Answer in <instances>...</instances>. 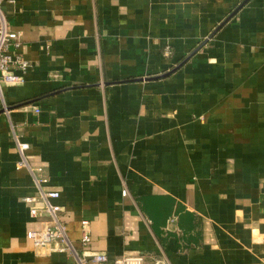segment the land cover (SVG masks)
Segmentation results:
<instances>
[{
  "label": "crops",
  "instance_id": "1",
  "mask_svg": "<svg viewBox=\"0 0 264 264\" xmlns=\"http://www.w3.org/2000/svg\"><path fill=\"white\" fill-rule=\"evenodd\" d=\"M245 1L5 0L30 68L0 93V264L72 261L27 238L50 218L15 136L76 251L87 220L108 264H264V0Z\"/></svg>",
  "mask_w": 264,
  "mask_h": 264
},
{
  "label": "built area",
  "instance_id": "2",
  "mask_svg": "<svg viewBox=\"0 0 264 264\" xmlns=\"http://www.w3.org/2000/svg\"><path fill=\"white\" fill-rule=\"evenodd\" d=\"M5 0H0V93L3 86H19L25 83V74L30 68V62L22 55L12 53L11 48H18V33L11 30L9 21L6 19L2 5ZM15 143L18 148L19 162L18 169H27L33 177L37 187V194L24 199L28 205L30 216L37 220L46 215L50 218L49 224L40 231L27 232V238L38 249H48L50 252L68 254L72 261L68 264H108L109 259L106 253L91 250L92 233L90 222L83 220L81 223V244L82 252H78L72 246L66 225L61 221L62 206L57 203L61 194L55 190H44L47 177L42 167L30 168L26 159V153L30 150L28 143L20 141L15 136ZM127 195V190L123 192ZM143 259L139 255L126 257L117 260L114 264H142Z\"/></svg>",
  "mask_w": 264,
  "mask_h": 264
},
{
  "label": "water",
  "instance_id": "3",
  "mask_svg": "<svg viewBox=\"0 0 264 264\" xmlns=\"http://www.w3.org/2000/svg\"><path fill=\"white\" fill-rule=\"evenodd\" d=\"M249 0H246L241 6H240V8H242L247 2H248ZM239 8V9H240ZM233 15H235V13H233L231 16H230V18H232L233 17ZM230 18H228V20L227 21H225L218 29H220L225 23H227L228 21H229V19ZM187 61V60H186ZM186 61H184L180 66H178V68H176L174 71H176L177 69H179L182 65H184L185 63H186ZM173 71V72H174Z\"/></svg>",
  "mask_w": 264,
  "mask_h": 264
}]
</instances>
